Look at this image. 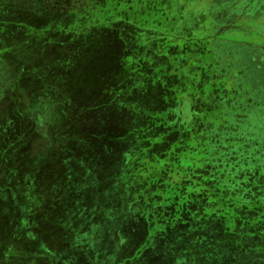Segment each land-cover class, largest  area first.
<instances>
[{
  "label": "rangeland",
  "instance_id": "obj_1",
  "mask_svg": "<svg viewBox=\"0 0 264 264\" xmlns=\"http://www.w3.org/2000/svg\"><path fill=\"white\" fill-rule=\"evenodd\" d=\"M242 2L0 0V264H264Z\"/></svg>",
  "mask_w": 264,
  "mask_h": 264
},
{
  "label": "crops",
  "instance_id": "obj_2",
  "mask_svg": "<svg viewBox=\"0 0 264 264\" xmlns=\"http://www.w3.org/2000/svg\"><path fill=\"white\" fill-rule=\"evenodd\" d=\"M235 1V0H230ZM244 7H242V6ZM236 7H240L236 10ZM251 7H254V9H251ZM240 11V14L235 15V17L240 18V15H243L245 19L247 20H263L264 23V0H243V2L240 4V6H233L231 9V14L228 17H234V12ZM228 12V11H227ZM259 13V14H257ZM229 15V12H228ZM263 38V36H261ZM257 39V38H256ZM261 47V46H260Z\"/></svg>",
  "mask_w": 264,
  "mask_h": 264
},
{
  "label": "trees",
  "instance_id": "obj_3",
  "mask_svg": "<svg viewBox=\"0 0 264 264\" xmlns=\"http://www.w3.org/2000/svg\"><path fill=\"white\" fill-rule=\"evenodd\" d=\"M187 106H188V104H186V103L183 105V110H184V112H187V109H188Z\"/></svg>",
  "mask_w": 264,
  "mask_h": 264
},
{
  "label": "flooded vegetation",
  "instance_id": "obj_4",
  "mask_svg": "<svg viewBox=\"0 0 264 264\" xmlns=\"http://www.w3.org/2000/svg\"><path fill=\"white\" fill-rule=\"evenodd\" d=\"M241 6H242V5H241ZM242 7H243V6H242ZM243 8H244V7H243ZM257 14H259V13H257ZM261 48H262V49H260V51L262 50V52L264 53V44L261 45Z\"/></svg>",
  "mask_w": 264,
  "mask_h": 264
}]
</instances>
